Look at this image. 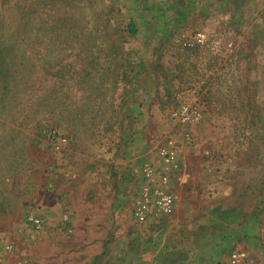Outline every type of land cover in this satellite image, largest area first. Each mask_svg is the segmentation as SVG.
I'll return each mask as SVG.
<instances>
[{"label":"rangeland","instance_id":"obj_1","mask_svg":"<svg viewBox=\"0 0 264 264\" xmlns=\"http://www.w3.org/2000/svg\"><path fill=\"white\" fill-rule=\"evenodd\" d=\"M260 5L0 0V237L27 257L41 239H68V219L28 208L31 198L74 201V171L78 191L109 189L115 197L116 159L154 161L170 145L192 147L210 181L232 169L236 204L264 220V14L253 19ZM181 105L199 120L173 117ZM29 214L46 220L34 238L24 224ZM259 235L229 264H264Z\"/></svg>","mask_w":264,"mask_h":264},{"label":"crops","instance_id":"obj_2","mask_svg":"<svg viewBox=\"0 0 264 264\" xmlns=\"http://www.w3.org/2000/svg\"><path fill=\"white\" fill-rule=\"evenodd\" d=\"M262 14L264 5L255 13L254 22L260 21ZM180 148L167 147L173 154L167 165V188L175 203L173 211L154 226L139 225L129 217L132 222L129 236L123 233L124 224L129 222L123 203H127L128 194L131 203L141 181V166L159 165L160 158L143 162L128 154L116 159L119 191L115 197L109 189L78 191L75 186L81 174L74 171V201L67 202L65 198L60 206L55 194L31 198L28 208L51 212L56 209V219H68L72 231L62 242L41 239L38 249L28 255L27 264H212L215 260L229 264L233 255L249 252L246 249L252 238L264 232V220L259 222L250 215L251 206L243 209L236 204L232 169L221 170L218 176L215 174L219 179L210 181L204 160L194 156L192 147L185 151ZM213 186L220 189L217 196ZM153 229L156 231L150 233ZM8 264H12V259Z\"/></svg>","mask_w":264,"mask_h":264},{"label":"built area","instance_id":"obj_3","mask_svg":"<svg viewBox=\"0 0 264 264\" xmlns=\"http://www.w3.org/2000/svg\"><path fill=\"white\" fill-rule=\"evenodd\" d=\"M202 38L203 34H196L197 41L201 42ZM172 116L183 123L199 120V114L185 105L174 109ZM163 148L159 165L145 163L140 168L141 181L135 188L129 206L131 219L139 225L159 224L161 219L171 214L175 206L174 198L167 188V165L172 161L173 154ZM24 224L29 238L36 237L46 228V220L38 214L27 215ZM65 229L70 231L66 224ZM27 258L25 251L20 253L13 242L0 237V264H8L9 259H12V264H27Z\"/></svg>","mask_w":264,"mask_h":264},{"label":"trees","instance_id":"obj_4","mask_svg":"<svg viewBox=\"0 0 264 264\" xmlns=\"http://www.w3.org/2000/svg\"><path fill=\"white\" fill-rule=\"evenodd\" d=\"M130 24V23H129Z\"/></svg>","mask_w":264,"mask_h":264}]
</instances>
